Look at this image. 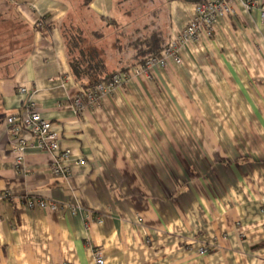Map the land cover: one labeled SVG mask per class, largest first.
I'll list each match as a JSON object with an SVG mask.
<instances>
[{
  "label": "crops",
  "instance_id": "1",
  "mask_svg": "<svg viewBox=\"0 0 264 264\" xmlns=\"http://www.w3.org/2000/svg\"><path fill=\"white\" fill-rule=\"evenodd\" d=\"M159 1L168 41L200 0ZM70 2L0 0V264H93V249L104 264H264L259 11L238 2L212 37L181 50V64L130 76L77 113L82 87L60 28ZM117 3L92 0L86 11L119 24ZM28 99L68 152L65 177L50 174L52 153L27 133L22 151L10 145L5 119ZM38 198L57 209L28 205Z\"/></svg>",
  "mask_w": 264,
  "mask_h": 264
},
{
  "label": "built area",
  "instance_id": "2",
  "mask_svg": "<svg viewBox=\"0 0 264 264\" xmlns=\"http://www.w3.org/2000/svg\"><path fill=\"white\" fill-rule=\"evenodd\" d=\"M238 2L247 10L257 9L261 20L264 21V3L258 4L254 0H200L195 4L193 16L183 30L173 34L157 56L149 57L143 64L136 65L127 72L114 73L107 82H100L89 88L82 87L72 100L76 112L81 113L96 104L101 97L114 93L130 76L141 75L147 77L151 68L155 66L166 67L170 63L181 64V50L194 43L200 35L206 38L212 37L219 18L236 16L235 5ZM18 91L19 93L28 94V89L24 85H20ZM5 125L13 150L22 151L24 147L30 144L21 135L23 131L36 139L37 146L41 150L52 153L54 158L49 169L52 176L65 177L68 175L69 168L66 164L68 152L59 150L57 145L58 135L53 131L51 123L41 117L31 99L27 100L20 114L8 116L5 119ZM28 205L51 210H56L58 207L57 203H47L42 198L28 201ZM62 206L66 205L62 204ZM67 206L72 213L80 212L87 224L91 222V212L88 209L70 204H67ZM96 221L100 222V219H96ZM199 252L204 254L206 249L201 247ZM93 264H104V259L98 249H93Z\"/></svg>",
  "mask_w": 264,
  "mask_h": 264
},
{
  "label": "trees",
  "instance_id": "3",
  "mask_svg": "<svg viewBox=\"0 0 264 264\" xmlns=\"http://www.w3.org/2000/svg\"><path fill=\"white\" fill-rule=\"evenodd\" d=\"M91 1L83 0L82 6L85 7L84 10H87ZM118 3H120V0H118ZM111 25L116 26L118 24L109 22L103 27L112 28L110 27ZM53 27L54 24H51L45 27L44 30H50ZM35 28L39 29V27ZM60 28L64 37L66 60L70 74L74 81L83 88L92 87L100 82H107L114 73L127 72L130 68L143 64L149 57L157 56L167 43V38L162 34L160 27H155L146 36L126 35L124 32L125 28L122 27L119 29L121 37L131 41L125 44L121 43V41L119 42L118 40L120 39L117 38L116 44L119 46L120 57L114 67L108 68L107 58L103 57L105 50L103 51V48L97 45L98 41L103 37L101 33L103 29L91 31V38L85 37L82 35V29L73 27L67 18L60 22ZM73 28L78 29L76 36L67 34L68 31L72 32ZM87 39H92L93 43H90Z\"/></svg>",
  "mask_w": 264,
  "mask_h": 264
},
{
  "label": "rangeland",
  "instance_id": "4",
  "mask_svg": "<svg viewBox=\"0 0 264 264\" xmlns=\"http://www.w3.org/2000/svg\"><path fill=\"white\" fill-rule=\"evenodd\" d=\"M70 1L71 12L67 13L65 19H69L73 27H80L83 31V36L91 38V31L95 29H103L101 31L103 37L98 41L97 45L98 47L103 48V51L105 50L103 57L105 56V58H107L108 68L114 67L120 57L118 52L119 46L116 44L117 38L120 39L118 40L119 42L121 41V43L125 44L126 42L131 41H127L126 38L121 37L122 35L119 33L120 28H125V34L131 36L149 35L155 27H160L162 34H166V31L164 30L165 26L162 25V12L160 11L162 10V5H160L161 1L159 0H120V3H117V5L120 7L119 13L122 14L124 18H122V21L118 25L112 26V28L103 27L104 22H99V18L94 17L92 13L84 10L85 7L82 6L83 0ZM72 30V32L68 31L67 34L76 36L78 29L76 30L73 28ZM87 40L90 43H93L92 39ZM5 42H7L6 37L0 38L1 44Z\"/></svg>",
  "mask_w": 264,
  "mask_h": 264
}]
</instances>
